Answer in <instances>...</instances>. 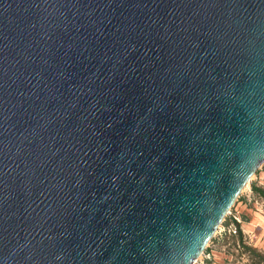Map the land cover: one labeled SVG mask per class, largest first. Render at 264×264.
<instances>
[{
    "label": "water",
    "instance_id": "95a60500",
    "mask_svg": "<svg viewBox=\"0 0 264 264\" xmlns=\"http://www.w3.org/2000/svg\"><path fill=\"white\" fill-rule=\"evenodd\" d=\"M264 162V0H0V264H194Z\"/></svg>",
    "mask_w": 264,
    "mask_h": 264
},
{
    "label": "rangeland",
    "instance_id": "374dc122",
    "mask_svg": "<svg viewBox=\"0 0 264 264\" xmlns=\"http://www.w3.org/2000/svg\"><path fill=\"white\" fill-rule=\"evenodd\" d=\"M264 188V162L260 168L251 176L248 184L242 189L234 205L230 208L233 212L239 201H245V206L240 213V225L249 230V235L242 231L245 246L254 248L260 255L264 256V197L259 196L251 190V184ZM248 198V199H247ZM229 221L226 215L214 235L206 244L205 249H211L213 257L206 264H254L250 254L242 245L238 244L236 238L228 233L223 235L220 229ZM204 249V250H205ZM194 264H197L194 262Z\"/></svg>",
    "mask_w": 264,
    "mask_h": 264
},
{
    "label": "trees",
    "instance_id": "16d2710c",
    "mask_svg": "<svg viewBox=\"0 0 264 264\" xmlns=\"http://www.w3.org/2000/svg\"><path fill=\"white\" fill-rule=\"evenodd\" d=\"M251 190L254 193L258 194L259 196L264 197V188L256 186V184L252 183L251 184ZM228 222H226L225 225H227ZM234 223L236 224L237 231H236V234H231L230 236L233 238H236L238 244L242 245V247L245 248V250L250 254L252 261H254V264H264V256L260 255L254 248H250V247L244 245V243H243L244 235L242 233L240 223L236 222V221ZM223 235L226 236L227 233H224Z\"/></svg>",
    "mask_w": 264,
    "mask_h": 264
},
{
    "label": "built area",
    "instance_id": "2783aa9c",
    "mask_svg": "<svg viewBox=\"0 0 264 264\" xmlns=\"http://www.w3.org/2000/svg\"><path fill=\"white\" fill-rule=\"evenodd\" d=\"M227 215H229V222L227 225H224L221 227L220 233H222V234L228 233L229 235L236 234L237 227H236V224L234 222L236 221V222L240 223L241 220L234 212L231 211V209L228 211ZM212 257H213L212 250L211 249H209V250L205 249L197 258L196 263L197 264H206V262L208 260H211Z\"/></svg>",
    "mask_w": 264,
    "mask_h": 264
},
{
    "label": "crops",
    "instance_id": "0c3cea01",
    "mask_svg": "<svg viewBox=\"0 0 264 264\" xmlns=\"http://www.w3.org/2000/svg\"><path fill=\"white\" fill-rule=\"evenodd\" d=\"M245 201L244 199H242L241 201H239L238 205L236 206V208L234 209V213L240 218V213L243 210V207L245 206ZM242 231L246 232V234L249 235V230H245L244 228H242V226L240 225Z\"/></svg>",
    "mask_w": 264,
    "mask_h": 264
}]
</instances>
